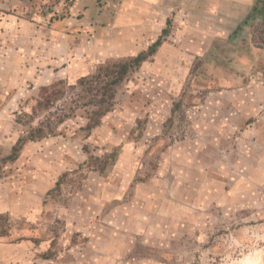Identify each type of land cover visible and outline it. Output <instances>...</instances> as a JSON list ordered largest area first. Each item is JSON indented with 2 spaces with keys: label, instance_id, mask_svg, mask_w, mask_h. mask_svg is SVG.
I'll return each mask as SVG.
<instances>
[{
  "label": "rangeland",
  "instance_id": "374dc122",
  "mask_svg": "<svg viewBox=\"0 0 264 264\" xmlns=\"http://www.w3.org/2000/svg\"><path fill=\"white\" fill-rule=\"evenodd\" d=\"M102 2L115 16L120 0H0V197L37 207L7 214L10 240L30 244L23 263L264 264V53L246 61L240 40V60L210 49L177 77L156 76L148 59L85 131L92 107L71 87L147 51L167 26L136 43L122 22L123 42L106 44L121 30L102 32ZM248 33L263 49L264 23ZM52 88L64 95L39 108ZM47 120L51 134L4 161Z\"/></svg>",
  "mask_w": 264,
  "mask_h": 264
},
{
  "label": "crops",
  "instance_id": "0c3cea01",
  "mask_svg": "<svg viewBox=\"0 0 264 264\" xmlns=\"http://www.w3.org/2000/svg\"><path fill=\"white\" fill-rule=\"evenodd\" d=\"M113 6L114 3L102 4V32L112 29L121 31L111 42L106 41L107 35L102 36L106 44L123 42V31L120 28L122 22L130 21V24H135L133 37L139 43L138 40L148 39L151 34L152 38H156L164 29L167 19L173 16L174 28L170 37L148 58L151 61L149 69L156 76L177 77L185 70L182 66L184 61L202 57L210 49L214 52L215 60H225L224 57L228 54V59L236 57L240 60L238 53H243L240 47L246 43L249 53L248 58L244 59L250 63L259 51L264 53V48L253 47L255 43L251 40V33H248L252 26L264 23V0H120L115 16L110 12ZM89 10L90 13L97 12L94 6ZM224 38L227 39L226 42ZM244 39L246 41L241 44L240 40ZM136 53H130L129 58H134L141 52ZM36 199L33 198L34 201ZM33 210H37V207L32 203L26 204L22 196L0 197V215L30 218L36 213ZM29 245L27 241H0V264H24V252Z\"/></svg>",
  "mask_w": 264,
  "mask_h": 264
},
{
  "label": "trees",
  "instance_id": "16d2710c",
  "mask_svg": "<svg viewBox=\"0 0 264 264\" xmlns=\"http://www.w3.org/2000/svg\"><path fill=\"white\" fill-rule=\"evenodd\" d=\"M166 25V29H164L158 39L148 47L147 51L140 53L134 58H129L126 61L100 66L96 73L91 76L80 78L77 84L71 87L73 89H80L87 97V102L81 106L85 105V107H92L88 113L87 122L84 127L85 131L97 127L100 124L101 118L111 111L117 86L123 82L129 72L138 68L142 62L146 61L156 52L157 48L163 42L162 37H166L169 33L170 22L167 21ZM63 95L64 91L62 90L52 88V91H49V89H43L39 108L46 109L47 106H52L59 101ZM77 107L78 106L75 105V107L69 108V111L72 113ZM62 121V118H59L58 122ZM51 133L52 128L51 122L49 121L46 122V125L41 122L38 123L36 127H30L26 132V136L17 141L4 161H14L26 142L40 140ZM115 157L116 152L106 155L103 158V160H105V165L112 162ZM8 220L9 217L7 214L0 215V241L3 239L10 240L11 226L10 224L6 225ZM10 242L13 241L10 240Z\"/></svg>",
  "mask_w": 264,
  "mask_h": 264
}]
</instances>
